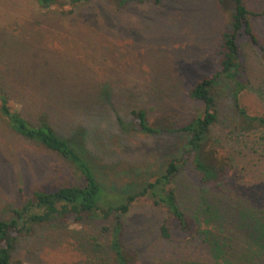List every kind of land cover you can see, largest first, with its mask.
Here are the masks:
<instances>
[{
  "label": "rangeland",
  "instance_id": "obj_1",
  "mask_svg": "<svg viewBox=\"0 0 264 264\" xmlns=\"http://www.w3.org/2000/svg\"><path fill=\"white\" fill-rule=\"evenodd\" d=\"M243 4L256 42L244 33L236 37L243 87L221 77L214 88L218 121L207 148H215L229 168L207 189L186 160L188 133L138 132L131 110H144L156 128L179 127L202 115L203 103L190 92L218 69L217 52L232 31L231 0H148L123 7L86 0L69 16L56 13L53 21L24 16L26 0H0V87L27 119L37 122L45 113L58 134L85 139L82 151L108 191L100 201L106 205L121 204L175 160L172 185L189 215L203 191L264 209V127L234 128L237 107L264 116V14H258L264 0ZM78 181L65 160L16 133L0 115V219L11 218L34 189L51 191ZM113 222L93 215L36 224L15 237L12 260L85 264L93 244L106 242L104 231H112ZM121 223V243L140 264H160L173 253L160 236L162 224L175 241L186 235L167 208L147 196L130 203Z\"/></svg>",
  "mask_w": 264,
  "mask_h": 264
},
{
  "label": "trees",
  "instance_id": "obj_2",
  "mask_svg": "<svg viewBox=\"0 0 264 264\" xmlns=\"http://www.w3.org/2000/svg\"><path fill=\"white\" fill-rule=\"evenodd\" d=\"M82 1L86 0H26L30 8L26 7L24 16L29 14L28 17L34 21H53L54 16L72 14L73 6ZM110 1L123 7L130 2L143 3L148 0ZM231 2L234 9L232 31L225 35L217 52L218 69L212 76L198 81L190 92L192 98L203 103L202 115L179 127L156 128L148 124L144 110H131L133 127L138 132L151 134L174 130L188 133L186 160L192 165L204 189L222 180L229 168L215 148H207L218 121L214 88L221 77L235 87L239 86V90L243 87L238 80L241 65L236 37L244 33L256 42L248 26V10L243 0ZM258 14H264V9ZM261 50L264 52V48L261 47ZM238 89L233 93L234 101L237 100ZM237 110L238 118L234 124L237 130L249 132L264 127V116H251L242 107H237ZM0 115L16 133L54 152L79 176L78 182L59 186L55 190H32L30 197L20 207L12 209L11 218L0 219V264H19L11 257L13 241L18 235L30 233L34 225L54 218L80 220L93 215L104 219L113 217L114 227L112 231H104L108 236L105 243L97 241L89 249V259L85 264H140L121 243V216L128 212L131 202L146 196L163 204L180 232L186 233L183 239L175 241L168 227L161 225L160 236L173 253L160 264H264V209H258L246 201L215 197L203 191L193 201L194 214L189 215L182 209L178 193L172 185L178 172L175 160H170L165 171L144 184L139 191L127 195L121 204L106 205L100 201L108 191L98 178L96 167L84 156V138L58 134L57 126L48 121L45 113L39 114L37 122L27 119L18 108L9 105L6 91L1 87ZM201 217L206 226L211 224L210 229L202 228ZM104 229L108 230V226L105 225Z\"/></svg>",
  "mask_w": 264,
  "mask_h": 264
}]
</instances>
